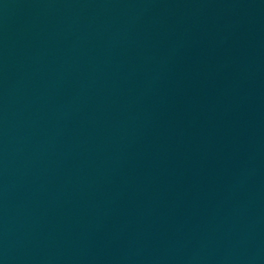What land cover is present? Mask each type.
Here are the masks:
<instances>
[{"label": "water", "instance_id": "95a60500", "mask_svg": "<svg viewBox=\"0 0 264 264\" xmlns=\"http://www.w3.org/2000/svg\"><path fill=\"white\" fill-rule=\"evenodd\" d=\"M0 264H264V0H0Z\"/></svg>", "mask_w": 264, "mask_h": 264}]
</instances>
